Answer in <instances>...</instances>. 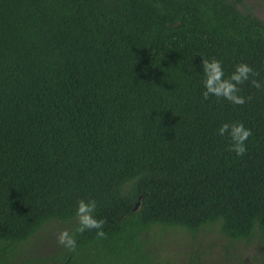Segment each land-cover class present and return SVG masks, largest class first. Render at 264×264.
I'll return each mask as SVG.
<instances>
[{"label":"trees","instance_id":"1","mask_svg":"<svg viewBox=\"0 0 264 264\" xmlns=\"http://www.w3.org/2000/svg\"><path fill=\"white\" fill-rule=\"evenodd\" d=\"M244 2L0 0V264H264V89L202 95L203 57L264 84ZM223 123L251 129L243 157ZM81 199L103 237L76 231Z\"/></svg>","mask_w":264,"mask_h":264},{"label":"clouds","instance_id":"2","mask_svg":"<svg viewBox=\"0 0 264 264\" xmlns=\"http://www.w3.org/2000/svg\"><path fill=\"white\" fill-rule=\"evenodd\" d=\"M154 6L160 7L161 5L156 4ZM202 68L205 77L203 81L205 91L202 95L205 100H208L210 96H215L226 99L234 105L243 106L252 97L245 98L240 95V85L250 81L253 87L264 89V84L253 78L259 76L260 73L247 63L242 62L236 65L235 71L227 79L225 78L222 62L215 58L209 60L203 57ZM217 134L230 140L228 150L235 152L238 157H243L247 153L246 141L252 135V131L246 128L243 123H223ZM96 209L97 202L94 199L87 201L81 199L77 202V210L75 212V218L79 225L76 228L77 232L83 234L85 231L95 229L97 230V236L103 237L105 235L103 227L106 221L95 217ZM57 243L69 252L76 251L77 240L67 229L58 233Z\"/></svg>","mask_w":264,"mask_h":264},{"label":"rangeland","instance_id":"3","mask_svg":"<svg viewBox=\"0 0 264 264\" xmlns=\"http://www.w3.org/2000/svg\"><path fill=\"white\" fill-rule=\"evenodd\" d=\"M240 8L247 11L248 9H251L255 15L259 16L260 18L264 19V0H245L244 4L240 5ZM48 237V234H47ZM46 238H43L44 240L39 241V243L37 242L35 245V248L33 249V251L35 253L33 254H43V253H49V251L51 250V248L49 247V242ZM180 239V237H179ZM175 237H172L168 240V246L171 249V254L173 256L179 255V250L182 251L183 250V243L181 240H179ZM224 249V247H221ZM184 251V250H183ZM219 258L215 259V262L219 263V264H223V260L225 259H221L220 255H218Z\"/></svg>","mask_w":264,"mask_h":264},{"label":"water","instance_id":"4","mask_svg":"<svg viewBox=\"0 0 264 264\" xmlns=\"http://www.w3.org/2000/svg\"><path fill=\"white\" fill-rule=\"evenodd\" d=\"M138 205H139V202L136 204L135 209L137 208Z\"/></svg>","mask_w":264,"mask_h":264}]
</instances>
